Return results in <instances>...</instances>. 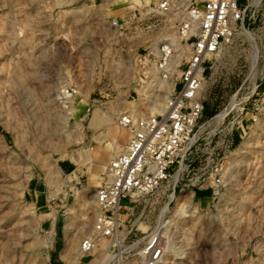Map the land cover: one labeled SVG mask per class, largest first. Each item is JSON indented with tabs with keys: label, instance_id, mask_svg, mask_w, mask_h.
Segmentation results:
<instances>
[{
	"label": "rangeland",
	"instance_id": "obj_1",
	"mask_svg": "<svg viewBox=\"0 0 264 264\" xmlns=\"http://www.w3.org/2000/svg\"><path fill=\"white\" fill-rule=\"evenodd\" d=\"M150 2L0 0V264H140L154 228L170 240L165 264H264V14L248 41L237 35L206 65L203 116L175 192L121 200L113 240L80 252L128 138L118 118L150 108L137 101L134 53L179 19L143 16ZM224 111V123L212 120ZM210 154L224 163L221 182L197 189Z\"/></svg>",
	"mask_w": 264,
	"mask_h": 264
},
{
	"label": "built area",
	"instance_id": "obj_2",
	"mask_svg": "<svg viewBox=\"0 0 264 264\" xmlns=\"http://www.w3.org/2000/svg\"><path fill=\"white\" fill-rule=\"evenodd\" d=\"M140 8L145 10L143 16L176 14L179 19L171 35L143 53H134L137 101L150 108L145 112L134 107L118 118L128 138L109 162L106 182L96 191L99 212L90 234L80 242L82 253L92 252L102 240H113L121 200L134 201L162 188H170L173 194L184 173L188 175L185 161L204 111L201 87L206 65L237 35L249 40L250 26L264 14V0H151ZM76 93V87L61 90L64 98ZM208 166L206 176L198 177L193 187L206 188L208 179L214 186L220 184L222 158L210 154ZM159 231L154 228L141 239L140 264L166 263L170 240Z\"/></svg>",
	"mask_w": 264,
	"mask_h": 264
},
{
	"label": "bare ground",
	"instance_id": "obj_3",
	"mask_svg": "<svg viewBox=\"0 0 264 264\" xmlns=\"http://www.w3.org/2000/svg\"><path fill=\"white\" fill-rule=\"evenodd\" d=\"M226 111H224V112H221V113H219V114H217L216 116H214L213 118H212V120H214L216 123H221L222 121V119L224 118V116L226 115ZM176 179V176L174 177V180Z\"/></svg>",
	"mask_w": 264,
	"mask_h": 264
}]
</instances>
